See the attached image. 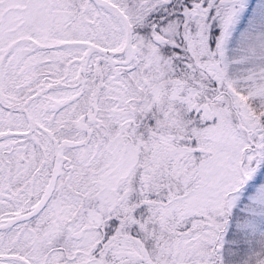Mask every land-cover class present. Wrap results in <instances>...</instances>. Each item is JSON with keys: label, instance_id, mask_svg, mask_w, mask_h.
<instances>
[{"label": "snow or ice", "instance_id": "1", "mask_svg": "<svg viewBox=\"0 0 264 264\" xmlns=\"http://www.w3.org/2000/svg\"><path fill=\"white\" fill-rule=\"evenodd\" d=\"M0 264H264V0H0Z\"/></svg>", "mask_w": 264, "mask_h": 264}]
</instances>
